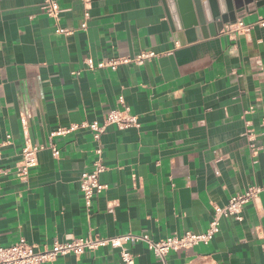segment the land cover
I'll list each match as a JSON object with an SVG mask.
<instances>
[{"label":"crops","instance_id":"0c3cea01","mask_svg":"<svg viewBox=\"0 0 264 264\" xmlns=\"http://www.w3.org/2000/svg\"><path fill=\"white\" fill-rule=\"evenodd\" d=\"M55 2L53 19L43 0H0V144L7 142L0 246L21 238L43 249L89 235L144 234L157 242L201 234L215 206L256 186L262 191L244 206L242 221L222 219L207 245L164 261L144 244L126 248L134 264H264V27L205 38L178 31L164 0H90L87 12L80 0ZM258 17L264 4L237 19L250 25ZM143 52L155 57L115 70L85 64ZM124 107L139 127H106L99 174L106 190L87 210L79 179L93 169L91 133L50 136L83 121L101 125ZM26 144L42 149L20 178ZM119 263V249L107 245L46 264Z\"/></svg>","mask_w":264,"mask_h":264},{"label":"built area","instance_id":"2783aa9c","mask_svg":"<svg viewBox=\"0 0 264 264\" xmlns=\"http://www.w3.org/2000/svg\"><path fill=\"white\" fill-rule=\"evenodd\" d=\"M83 3L85 12L88 11L90 0H80ZM42 12L50 18L56 19L60 10L55 0H43L41 6ZM257 25L264 27V17H258L254 24L246 25L242 20L237 19L234 24H227L222 27L220 33L227 36H234L240 33H247ZM86 25L82 24L81 29H85ZM56 33L68 35L72 32L57 28ZM155 57L154 53L143 52L132 59H115L106 62H99L94 64L91 58L85 61L86 67L89 70L103 69L108 67L115 70L119 64L133 62L142 64L143 62ZM118 103L123 105V100L120 97ZM114 125L118 129L138 128L139 122L136 116L129 114L127 108L123 110H112L104 116L103 123L100 125L96 122L88 123L86 121L80 122L77 125L69 126L65 129H58L51 134L53 136H65L66 134L78 129H85L91 133L95 147L93 153L95 161L93 162V169L90 172L81 174L79 179V190L82 194L83 203L88 210L92 205L94 196L106 190V186L99 182V174L103 172L104 166L102 164V147L100 143L101 136L105 133L107 126ZM9 139V136H7ZM7 142L0 144L5 146ZM42 149V146L26 144L21 150L20 161L16 166V175L20 178L27 176L30 169L37 165V154ZM52 154L57 157L59 152L57 149L51 147ZM1 162V151H0ZM2 171L0 170V174ZM262 188L250 186L245 191L232 196L224 206H215L211 220L205 232L201 234H194L185 232L182 235H172L161 241H153L147 235H133L125 234L111 238H99L87 236L85 238H78L67 242H54L50 247L39 249L34 245L28 244L24 239H19L17 242L7 246H0V264H46L54 262L59 257L73 255L79 257L86 252H92L100 247L110 245L119 249V264H134V257L132 253L126 248L129 244H144L146 248L153 253V255L160 261H164L166 256L171 252L179 250H187L199 244L207 245L218 233L220 222L224 218L232 219L236 222L242 221L243 208L247 203L257 199ZM264 249V245L262 246Z\"/></svg>","mask_w":264,"mask_h":264},{"label":"water","instance_id":"95a60500","mask_svg":"<svg viewBox=\"0 0 264 264\" xmlns=\"http://www.w3.org/2000/svg\"><path fill=\"white\" fill-rule=\"evenodd\" d=\"M170 19L178 31L200 32L214 37L227 24H234L264 0H164Z\"/></svg>","mask_w":264,"mask_h":264}]
</instances>
